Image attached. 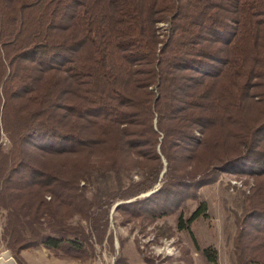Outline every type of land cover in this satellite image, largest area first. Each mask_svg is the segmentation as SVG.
Segmentation results:
<instances>
[{
    "label": "trees",
    "instance_id": "1",
    "mask_svg": "<svg viewBox=\"0 0 264 264\" xmlns=\"http://www.w3.org/2000/svg\"><path fill=\"white\" fill-rule=\"evenodd\" d=\"M222 174L254 179L234 263L264 264V0H0L1 239L17 264L38 248L93 259L116 203L153 223L198 201L188 230Z\"/></svg>",
    "mask_w": 264,
    "mask_h": 264
},
{
    "label": "rangeland",
    "instance_id": "2",
    "mask_svg": "<svg viewBox=\"0 0 264 264\" xmlns=\"http://www.w3.org/2000/svg\"><path fill=\"white\" fill-rule=\"evenodd\" d=\"M2 146L7 150L8 141L5 137ZM131 177L134 181L140 178L135 172ZM95 185L110 191L115 189L112 178ZM159 186L156 185L155 191ZM253 188V178L220 175L215 183L199 190V201L206 203L207 213L193 221L188 230L178 227V216L181 214L184 220L189 218L197 209L198 201L188 202L176 214L153 223L125 221L115 212L116 203L108 216L112 245L104 243L101 248L96 246V257L87 262L59 259L43 248L23 251L20 256L26 264H211L198 251L210 249L216 254L215 264H235L233 244L238 229L237 221ZM151 193L140 195L139 198ZM4 219L5 213L0 210V264H17L1 239Z\"/></svg>",
    "mask_w": 264,
    "mask_h": 264
},
{
    "label": "water",
    "instance_id": "3",
    "mask_svg": "<svg viewBox=\"0 0 264 264\" xmlns=\"http://www.w3.org/2000/svg\"><path fill=\"white\" fill-rule=\"evenodd\" d=\"M116 206H117V205H115V207H114V208H116Z\"/></svg>",
    "mask_w": 264,
    "mask_h": 264
}]
</instances>
